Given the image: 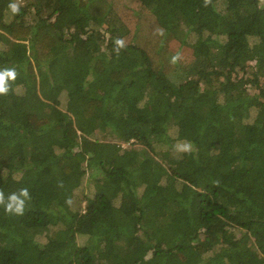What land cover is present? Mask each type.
Instances as JSON below:
<instances>
[{"label": "trees", "instance_id": "1", "mask_svg": "<svg viewBox=\"0 0 264 264\" xmlns=\"http://www.w3.org/2000/svg\"><path fill=\"white\" fill-rule=\"evenodd\" d=\"M6 70L0 264H264V0H0Z\"/></svg>", "mask_w": 264, "mask_h": 264}, {"label": "clouds", "instance_id": "2", "mask_svg": "<svg viewBox=\"0 0 264 264\" xmlns=\"http://www.w3.org/2000/svg\"><path fill=\"white\" fill-rule=\"evenodd\" d=\"M18 1V0H17ZM20 2V1H18ZM9 8L13 14H16L19 12V6L15 2H10L9 3ZM116 44L118 46H122L123 41L117 40ZM12 80L15 78V72L12 70H6L2 73H0V94L6 93L8 91V88L6 86V79ZM190 148V145L184 144L181 146V150L187 151ZM23 195H27L26 190L22 192ZM10 203L5 205V211H13L15 213H21L23 211L22 207V201L18 200L15 195L11 196L10 198Z\"/></svg>", "mask_w": 264, "mask_h": 264}, {"label": "rangeland", "instance_id": "3", "mask_svg": "<svg viewBox=\"0 0 264 264\" xmlns=\"http://www.w3.org/2000/svg\"><path fill=\"white\" fill-rule=\"evenodd\" d=\"M134 5V2H130V6H133ZM180 70H181V68H176V69H174V71L170 74V78L173 80V81H175V82H179V81H181V77L182 76H180ZM108 85L107 84H105L104 83V87L102 88V91H107L108 90ZM255 91V89L253 88V89H251V92H254ZM89 188H88V190L90 189V188H92V184L90 183V184H88L87 185ZM85 191H87V187L85 188Z\"/></svg>", "mask_w": 264, "mask_h": 264}, {"label": "built area", "instance_id": "4", "mask_svg": "<svg viewBox=\"0 0 264 264\" xmlns=\"http://www.w3.org/2000/svg\"><path fill=\"white\" fill-rule=\"evenodd\" d=\"M18 1H20V0H18Z\"/></svg>", "mask_w": 264, "mask_h": 264}]
</instances>
